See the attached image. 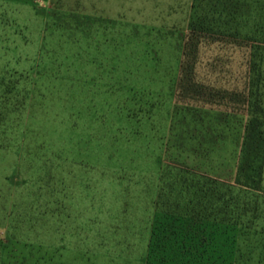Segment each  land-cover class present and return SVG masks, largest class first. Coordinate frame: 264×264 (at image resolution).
<instances>
[{
  "label": "rangeland",
  "instance_id": "1",
  "mask_svg": "<svg viewBox=\"0 0 264 264\" xmlns=\"http://www.w3.org/2000/svg\"><path fill=\"white\" fill-rule=\"evenodd\" d=\"M215 1L0 0V264H145L164 176L233 170L264 122V0ZM200 3L229 21L202 78L216 58L234 97L202 124L175 109Z\"/></svg>",
  "mask_w": 264,
  "mask_h": 264
},
{
  "label": "trees",
  "instance_id": "2",
  "mask_svg": "<svg viewBox=\"0 0 264 264\" xmlns=\"http://www.w3.org/2000/svg\"><path fill=\"white\" fill-rule=\"evenodd\" d=\"M215 2L212 7L219 10V14L233 7L231 0ZM201 4L192 17L184 41L175 109L176 114L190 116L193 122L202 124L212 110H220L222 101L230 105L234 97L226 98L220 93L215 78L216 58L211 61L208 80L202 78V49L207 44L226 43L224 36L229 21L218 25L220 22L213 20L217 12L208 9V5L205 9L212 11L213 18L201 16ZM213 26L224 29L223 34L213 32ZM238 96L241 98L236 99L238 105L246 102V92ZM228 108L233 112V108ZM254 122L252 120L251 124ZM263 126L264 122L244 132V144L233 170L224 173L214 167L209 168L212 174H203L180 168L183 176L178 179L181 184L177 191L174 188L177 182L169 184L164 176L165 184L156 202L159 217L153 223L145 264H264L261 244L264 229H259L258 225L264 213ZM209 127L211 125L205 131L211 137ZM200 137L199 148L207 142L212 143L205 136ZM212 137L215 141L220 139ZM184 194L187 199L182 200L179 196Z\"/></svg>",
  "mask_w": 264,
  "mask_h": 264
}]
</instances>
